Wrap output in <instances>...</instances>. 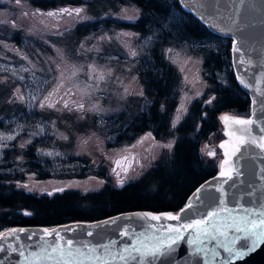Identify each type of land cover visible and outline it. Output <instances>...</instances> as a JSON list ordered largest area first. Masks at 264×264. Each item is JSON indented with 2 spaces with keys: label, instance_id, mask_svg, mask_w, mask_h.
<instances>
[{
  "label": "rangeland",
  "instance_id": "1",
  "mask_svg": "<svg viewBox=\"0 0 264 264\" xmlns=\"http://www.w3.org/2000/svg\"><path fill=\"white\" fill-rule=\"evenodd\" d=\"M62 8L83 11L79 16L43 15ZM92 8L84 3L41 9L27 0L19 4L0 0V83L5 85L0 106H11L5 108L11 112L4 114L0 124V164L6 165L0 171H22L25 163L23 152L6 159L7 149L35 148L39 172L27 167L19 179L29 191L87 190L107 179L115 184L134 180L171 149L172 138L159 141L150 132L131 135L124 122L137 105L147 102L140 73L157 66L151 54L157 42L162 43L165 61L179 74L172 122H178L207 86L203 57L195 52L203 41L184 40L177 32L167 39L161 35L165 27L185 21L187 11L174 8L159 26L140 35L118 24L138 18L134 4H119L98 16ZM99 11L97 7L95 12ZM206 43L223 51L229 44L231 55L230 39L211 38ZM227 69L217 71L225 83ZM13 105L21 108L15 112ZM119 154L127 158L132 154L133 163L126 171L114 167ZM43 172L47 176H41Z\"/></svg>",
  "mask_w": 264,
  "mask_h": 264
},
{
  "label": "trees",
  "instance_id": "2",
  "mask_svg": "<svg viewBox=\"0 0 264 264\" xmlns=\"http://www.w3.org/2000/svg\"><path fill=\"white\" fill-rule=\"evenodd\" d=\"M27 1L41 9L87 3L93 7L91 11L97 16L119 4H134L139 8L138 18L130 22L119 21L118 24L134 29L140 35L159 26L174 8L182 9L178 0ZM97 7L100 8L99 12H95ZM186 15L185 21L170 29L165 27L161 35L167 39L177 32L184 40L203 41L199 42L195 51L203 57V76L207 83L203 95L188 104L178 122H172L179 74L175 67L165 61L160 47L162 43L157 42L151 48L157 66L140 73L147 102L145 106L137 105L124 120L128 134L150 132L159 141L172 138L171 149L162 153L154 165L134 180L115 184L107 179L94 189L63 187L39 193L25 189L19 180L27 167L39 172L41 161L35 155V148L30 146L18 149L14 146L6 151V159L23 152L25 163L22 171L11 174L0 171V231L9 225L55 226L72 221H93L135 209L174 210L200 182L217 172L222 151L215 143L220 140L223 132L219 114L249 115L250 98L236 82L230 61V45H226L225 51L208 45L207 40L219 39L221 36L208 30L191 13L186 12ZM76 33L79 35L80 29ZM225 66L228 68L227 83L217 76V71ZM4 94L5 85L0 83V100ZM8 107L11 106H0V124L4 121V114L11 112V108L5 110ZM13 107L15 112L21 108L20 105ZM209 152L215 155L210 156ZM5 166L0 164V168ZM47 174L40 173L41 176Z\"/></svg>",
  "mask_w": 264,
  "mask_h": 264
},
{
  "label": "water",
  "instance_id": "3",
  "mask_svg": "<svg viewBox=\"0 0 264 264\" xmlns=\"http://www.w3.org/2000/svg\"><path fill=\"white\" fill-rule=\"evenodd\" d=\"M183 10L191 13L201 23H203L208 30L213 33L229 38L231 40V63L236 82L239 87L245 91L250 98V113L247 116H240L233 113H221L219 119L223 125V132L218 141V146L229 137L225 136V122L221 119L224 116L235 117L238 119H256L264 121V112H261L262 102L264 96L260 95V91L264 90V0H215V7H209L205 10L206 18L201 17L196 10H190L186 6L185 0H178ZM239 9L237 12L236 10ZM230 16H234L238 29L233 32L220 31L219 27H225L231 24ZM217 25L219 27H214ZM234 40L238 43L242 42L240 53L233 52ZM243 57L245 60H251L249 64H239L238 60ZM243 79L249 84L245 87L240 80ZM255 101V103H254ZM253 135H259L258 130H254ZM221 149V148H220ZM222 156L219 160V168L217 172L200 182L194 190L183 199L174 210L154 211L148 209H135L123 211L113 214L111 216L93 220V221H72L60 223L55 226L43 225H9L4 227L0 233H8L11 229H25V232H17L15 236L6 235L0 238V245L6 251L0 252V264H53L52 261H36L34 253L39 249L35 245L40 243V236L44 229H56L66 239L74 241L91 242V244L107 243L109 240H116L120 244L125 242L132 243L133 237L131 234L135 232L137 236H141L146 243L154 242V236L167 237L166 231L168 226H180L182 224L204 218L205 214L210 210H219L220 193L216 191L218 185L223 184L225 189V200L227 207L234 209L233 216L243 215L242 212L236 211V202L233 197L239 198V203L245 207H259L260 203H264V156L258 155L259 149L253 152L254 159H244L240 161L241 175L224 183L225 178L220 176V165L225 159L224 149H221ZM233 160L235 157L232 158ZM235 184L236 187L232 185ZM203 186V187H202ZM197 189H200L197 192ZM252 193V195H248ZM257 201L256 204H249L248 201ZM191 205V207H189ZM184 209V211H181ZM152 213L154 215H161L164 213H172L179 215V220H166L162 217L159 221H153L146 218H141L136 214ZM228 213H221L217 217L218 222H222L223 218ZM108 221V223H103ZM161 225L164 227L161 228ZM161 229L156 232V229ZM128 229L130 236L121 237L120 232ZM92 232L88 236V232ZM191 230H181L180 235L183 239L179 240L174 247V251L161 257L155 261V264H264V245L258 247L255 251L248 252L242 258H236L223 248H217L216 241H205L201 247L206 249H215L219 255L213 257L209 252L207 256L203 254L193 255L192 249L195 245L188 243ZM234 233L229 230V235ZM31 237V239H29ZM45 239L55 242V234L52 237H45ZM226 243V241H225ZM63 244V241H61ZM9 246L16 251L8 252ZM82 251L87 253V249L82 245H77ZM24 251V256H20L19 252Z\"/></svg>",
  "mask_w": 264,
  "mask_h": 264
},
{
  "label": "snow or ice",
  "instance_id": "4",
  "mask_svg": "<svg viewBox=\"0 0 264 264\" xmlns=\"http://www.w3.org/2000/svg\"><path fill=\"white\" fill-rule=\"evenodd\" d=\"M240 2L243 3V0H240ZM16 3L19 4L20 0H16ZM185 3L190 10H196L204 18H206L205 10L209 7H215V0H185ZM82 11V8H62L58 12H48L43 15L49 17L65 14L68 16H79ZM236 11L238 12L239 9ZM229 19L231 20V24L225 27L213 26L219 27L220 31H237L234 16H230ZM241 47L242 42L238 43L234 40L233 52L240 53ZM238 63L241 65H250L252 61L240 57ZM100 79H103V76ZM240 82L245 87H249V84L245 80L241 79ZM260 95L264 96V90L260 91ZM48 106L52 107L53 105L49 104ZM41 107H44V105L41 104ZM65 107H67V102H65ZM79 107L83 108V105H79ZM260 111L264 112V102H262ZM221 119L225 122L224 134L229 139L220 144V148L224 149L225 156V159L220 165V176L224 177V183H227L228 180H232L234 177L238 178L241 175L240 161L254 159L253 152L255 149L260 150L258 155L264 156V121L238 119L229 116H224ZM254 130H258L259 135H253ZM149 135L151 134L149 133ZM12 138L7 137V139ZM208 154L210 156L215 155L214 152H209ZM48 155H51V153H48ZM233 157H235L234 160L232 159ZM232 186L236 187L235 184ZM199 191L200 189H197V192ZM216 191L220 193V208L218 211L210 210L205 214L204 218L182 224L178 227L168 226L166 229L168 233L167 237L162 235L154 236V242L152 243H146L144 239H141L143 234L137 236L135 232L131 234V237L134 238L132 243L125 242L120 244L119 247H117L119 242L116 240H109L107 243L101 244H91V242L82 240L74 243L73 240L66 239L62 236L56 229H44L43 234L40 236V243L35 245L39 251L33 254L34 258L39 262L52 261L53 264H155V261L175 250L173 245L183 239L180 235L182 229L184 231L191 230V238L188 243L195 245L192 249L193 255L203 254L207 256L209 252L212 253L213 257L219 255L215 249L201 247L205 241H216L217 248H223L225 252L230 253L236 258H242L248 252L255 251L258 247L264 245V203H260L259 207H245L239 203L238 197H233L237 205L235 210L243 213V215L233 216L232 212L234 209L227 207L223 184L218 185ZM248 195H252V193H248ZM248 203L256 204L257 201L250 200ZM181 211H184V209H181ZM225 212L228 215L223 218L222 222H218L217 217ZM136 215L153 221H159L162 217L166 220L180 219L179 215H173L172 213H164L161 215L143 213ZM103 223H108V221H104ZM163 227L161 225V228ZM160 230L158 228L156 232H160ZM229 230L234 234L230 236ZM25 231V229H11L8 233H0V238L6 235L15 236L17 232ZM54 234V243L45 239V237H52ZM87 235L91 236L92 232L89 231ZM120 236L122 238L129 237L130 233L128 229L121 231ZM61 241H63V244H61ZM77 245H82L83 248L87 249V253L82 251ZM4 251L6 249L0 245V252ZM7 251L13 252L16 249L9 246ZM19 255L24 256V251H20Z\"/></svg>",
  "mask_w": 264,
  "mask_h": 264
},
{
  "label": "flooded vegetation",
  "instance_id": "5",
  "mask_svg": "<svg viewBox=\"0 0 264 264\" xmlns=\"http://www.w3.org/2000/svg\"><path fill=\"white\" fill-rule=\"evenodd\" d=\"M126 156H127L126 154H119V156L114 161L115 162L114 167L117 165H120V167L121 166L123 167L122 169L124 171L128 170L129 166L133 163V159H132V154H131L130 158H127ZM117 162H119V163H117Z\"/></svg>",
  "mask_w": 264,
  "mask_h": 264
}]
</instances>
